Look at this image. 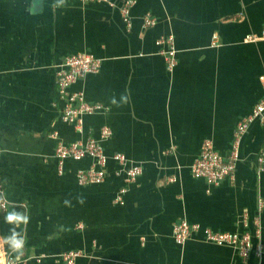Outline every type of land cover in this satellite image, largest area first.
<instances>
[{"label": "crops", "instance_id": "0c3cea01", "mask_svg": "<svg viewBox=\"0 0 264 264\" xmlns=\"http://www.w3.org/2000/svg\"><path fill=\"white\" fill-rule=\"evenodd\" d=\"M113 1L115 7L69 0L53 11L55 0H41L34 15L35 0H0V190L10 207L31 216L17 264H65L61 255L73 250L83 252L76 264H264V253L243 259L200 234L183 245L173 236L184 219L243 232L244 213L254 233L262 202L264 245V173L257 174L264 126L255 121L244 134L235 182L214 186L191 173L204 140L229 153L237 125L264 95V0H136L130 27L119 10L125 0ZM148 14L157 23L145 28ZM170 35L173 71L156 44ZM249 35L258 40L246 41ZM81 52L101 59L102 68L72 91L108 111L86 115L77 130L61 119L56 73L67 56ZM104 126L112 131L105 152L123 153L143 168L135 182L117 176L112 160L99 184L77 180L79 170L94 165L89 157L60 169L58 140L98 138ZM123 187V203H116ZM0 243L5 260L1 235Z\"/></svg>", "mask_w": 264, "mask_h": 264}, {"label": "built area", "instance_id": "2783aa9c", "mask_svg": "<svg viewBox=\"0 0 264 264\" xmlns=\"http://www.w3.org/2000/svg\"><path fill=\"white\" fill-rule=\"evenodd\" d=\"M80 2H98L106 3L110 7H115L113 0H79ZM136 4V0H125L119 10L124 23L130 27L131 10ZM157 21L150 14L144 17L143 26L145 28L156 25ZM258 40L256 36H247L246 41L253 42ZM215 42H213L214 44ZM159 47H163L160 53L164 56L168 71H173L178 64L177 49L173 35L160 38L156 41ZM102 68V60L90 53H76L66 57L63 63L58 67L56 73V87L59 101L62 102L61 119L63 122L73 125L77 130H81L83 119L86 115H93L101 112H107L108 108L98 104L89 103L85 94L80 91H72V86L79 80L84 79L90 74H98ZM260 82L264 92V73L260 76ZM258 121L264 126V95L254 107L253 111L244 117L234 133L233 143L229 153L222 156L214 148L213 141L204 140L201 151L197 159L191 165V173L195 178L206 179L211 185L218 186L223 181L229 180L235 182L237 164L240 161V145L244 134L249 126ZM112 135L108 126L102 127L98 138L88 137L83 141L71 143L57 142L55 156L63 168L67 160L80 161L85 158L94 160V165L89 169H81L77 172V180L81 185L103 183L107 177V164L110 160L118 165L117 176H123L127 184L135 182L143 173L141 165L131 164L127 156L123 153L108 155L105 152L104 141ZM52 137L58 139L57 133H52ZM264 173V147L260 150L257 157V174ZM173 181L174 179H170ZM0 192H2L0 190ZM127 188L120 189L115 202L123 203V195ZM258 214L253 219L255 226L254 233L248 230L250 218L244 213L241 223L245 230L243 232H217L209 227H202L198 223H189L187 220H181L174 224L173 236L177 244L183 245L194 235H202V240L217 246H229L234 248L241 258L248 259L251 255L261 258L264 253V245L260 239V214L262 211V202L259 203ZM82 227V225L80 226ZM257 239L256 241H254ZM83 256L80 250H73L61 255V260L65 264H76L79 257ZM4 264H17L15 252H6Z\"/></svg>", "mask_w": 264, "mask_h": 264}, {"label": "clouds", "instance_id": "9594fccd", "mask_svg": "<svg viewBox=\"0 0 264 264\" xmlns=\"http://www.w3.org/2000/svg\"><path fill=\"white\" fill-rule=\"evenodd\" d=\"M36 6L30 9L35 15L37 9L41 7V0H35ZM69 5V0H55L52 5L53 11L56 9L66 8ZM127 97L121 96L120 102H126ZM113 105H118L117 99L111 100ZM65 205L70 206V201L65 200ZM83 203V200H80ZM9 195L6 191L0 192V210H4V223L9 226L8 232L4 234L3 241L10 252H18L22 250L26 245V237L24 234V227L30 224L31 216L28 211L10 207ZM0 264H4L3 260H0Z\"/></svg>", "mask_w": 264, "mask_h": 264}, {"label": "trees", "instance_id": "16d2710c", "mask_svg": "<svg viewBox=\"0 0 264 264\" xmlns=\"http://www.w3.org/2000/svg\"><path fill=\"white\" fill-rule=\"evenodd\" d=\"M0 220H1L0 221V230H1L0 235L3 237L4 234H6L8 232L9 226L4 223L3 216H0ZM0 246H1V243H0ZM5 251L6 252H10L7 249V246L6 245H5ZM10 253H13V252H10ZM0 258H4V252H3V250L0 251Z\"/></svg>", "mask_w": 264, "mask_h": 264}, {"label": "water", "instance_id": "95a60500", "mask_svg": "<svg viewBox=\"0 0 264 264\" xmlns=\"http://www.w3.org/2000/svg\"><path fill=\"white\" fill-rule=\"evenodd\" d=\"M20 251H18V252H15V254H18Z\"/></svg>", "mask_w": 264, "mask_h": 264}, {"label": "bare ground", "instance_id": "6f19581e", "mask_svg": "<svg viewBox=\"0 0 264 264\" xmlns=\"http://www.w3.org/2000/svg\"><path fill=\"white\" fill-rule=\"evenodd\" d=\"M4 261V260H3Z\"/></svg>", "mask_w": 264, "mask_h": 264}]
</instances>
